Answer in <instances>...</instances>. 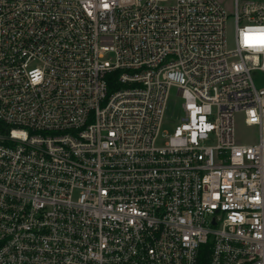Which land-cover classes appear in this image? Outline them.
Segmentation results:
<instances>
[{"label":"built area","instance_id":"obj_1","mask_svg":"<svg viewBox=\"0 0 264 264\" xmlns=\"http://www.w3.org/2000/svg\"><path fill=\"white\" fill-rule=\"evenodd\" d=\"M228 19L218 0H0V264H201L206 245L264 264V0H235L232 49Z\"/></svg>","mask_w":264,"mask_h":264},{"label":"rangeland","instance_id":"obj_2","mask_svg":"<svg viewBox=\"0 0 264 264\" xmlns=\"http://www.w3.org/2000/svg\"><path fill=\"white\" fill-rule=\"evenodd\" d=\"M218 2L226 9L229 14L227 22V39L230 49L235 47V0H218ZM252 77L257 85L264 84V75L259 71H253ZM182 99L178 95L177 87H172L166 114V122L163 131L173 132L175 125L183 115L181 108ZM236 138L241 142H254L258 138V129L256 127H248L243 121L242 114L236 117Z\"/></svg>","mask_w":264,"mask_h":264},{"label":"trees","instance_id":"obj_3","mask_svg":"<svg viewBox=\"0 0 264 264\" xmlns=\"http://www.w3.org/2000/svg\"><path fill=\"white\" fill-rule=\"evenodd\" d=\"M118 76H119V70L114 71L109 75L108 79H109L111 89L118 87V85L116 84ZM202 252L203 253L201 255V264H207L208 255H209V247L207 245L203 247Z\"/></svg>","mask_w":264,"mask_h":264}]
</instances>
